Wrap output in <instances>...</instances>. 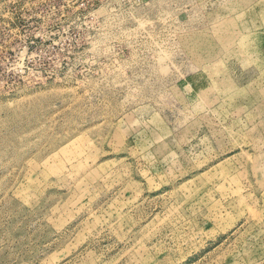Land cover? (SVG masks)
<instances>
[{"label":"rangeland","instance_id":"rangeland-1","mask_svg":"<svg viewBox=\"0 0 264 264\" xmlns=\"http://www.w3.org/2000/svg\"><path fill=\"white\" fill-rule=\"evenodd\" d=\"M0 264H264V0H0Z\"/></svg>","mask_w":264,"mask_h":264}]
</instances>
